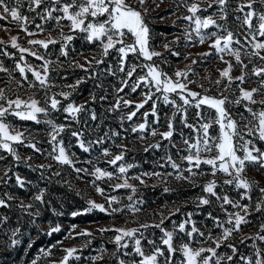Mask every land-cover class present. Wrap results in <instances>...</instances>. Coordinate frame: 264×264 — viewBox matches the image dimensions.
I'll return each instance as SVG.
<instances>
[{
    "label": "snow or ice",
    "instance_id": "6c2138e0",
    "mask_svg": "<svg viewBox=\"0 0 264 264\" xmlns=\"http://www.w3.org/2000/svg\"><path fill=\"white\" fill-rule=\"evenodd\" d=\"M0 30V264H264V0H0Z\"/></svg>",
    "mask_w": 264,
    "mask_h": 264
},
{
    "label": "trees",
    "instance_id": "16d2710c",
    "mask_svg": "<svg viewBox=\"0 0 264 264\" xmlns=\"http://www.w3.org/2000/svg\"><path fill=\"white\" fill-rule=\"evenodd\" d=\"M157 29L159 31H166V33H171V31H172L170 28H166V26L164 24H157ZM85 96H87V92H85ZM97 111H99L98 105H97ZM29 123H31V122H29ZM20 171H21L22 175L28 176L29 179L35 178L33 174L28 173L27 170L24 169L23 167L20 169ZM194 194H195L194 192L185 190L184 195L180 197V200L184 199V196H191ZM20 195L24 196L25 194L23 192H21ZM150 195H151V198H153V199H156L160 196V194L158 192L155 194H150ZM82 203L83 202L78 197H76L74 195V193L68 192L65 194V208L66 209H72V208L78 207ZM53 219H55V218H53ZM92 219H94V217L87 216V217L77 218L75 221H72V222L87 223V221L92 220ZM60 220L62 223H65V222L69 223L71 218L70 217H61ZM157 235H159V233H157ZM33 236L35 237L34 232H33ZM57 239H63V236L59 233H56V234H53L52 237H42V238L37 239V243H36L34 249L31 250L32 255L34 256L36 254V249L46 246L50 241L54 243L55 240H57ZM18 255H19V257L24 258V259L28 258V257L24 256L23 251H20ZM16 257H17V253H13L11 256H9L7 258L0 256V261H3L4 259L14 260V259H16Z\"/></svg>",
    "mask_w": 264,
    "mask_h": 264
},
{
    "label": "rangeland",
    "instance_id": "374dc122",
    "mask_svg": "<svg viewBox=\"0 0 264 264\" xmlns=\"http://www.w3.org/2000/svg\"><path fill=\"white\" fill-rule=\"evenodd\" d=\"M178 15H179V13H178ZM172 19H175V17H172ZM16 32H17V30H13V32H12V34H16ZM168 34V38L169 39H171L172 38V36H171V34L170 33H167ZM21 35H23V34H21ZM0 37H3V38H6V35H5V33L2 31V30H0ZM21 42H23V41H21ZM204 50V48L203 47H197V48H194V49H192V51L193 52H199V51H203ZM29 59H31V58H29ZM217 66H220V67H222L223 65H219L218 64V62L216 61V60H212V61H210L209 62V64L207 65V67H208V69L210 70V71H212L214 68H216ZM215 72L213 71V76H215ZM239 74V72H238V70L236 71V72H234L233 73V75H238ZM3 74H0V76H2ZM0 86H2V85H0ZM87 98V96H84L81 100H78L77 102L78 103H80V102H82V100L83 99H86ZM98 105V107H99V104H97ZM99 111H100V108H99ZM23 151V150H22ZM24 154H28V153H24ZM37 163H39L40 161H36ZM66 175L68 176V178L69 179H71L72 177H71V175H69L68 173H66ZM250 175H258L257 173H255V172H250ZM73 183H74V185L75 186H77V187H83V185L82 184H80V183H78V182H76V181H73ZM85 194H91V189H86L85 190ZM180 202L182 203L183 202V199H181L180 200ZM101 222H108V221H106V220H102ZM122 221H117V223H121ZM68 224L69 223H67V222H65V223H62V227H64L65 229L68 227ZM79 225H80V227H85V226H87V223H78ZM95 225H93V227H94ZM131 226H135V225H131ZM249 231H254V229H249V228H246L245 229V232H249ZM72 243H75V244H79L80 243V241L79 240H76V241H73ZM65 246H70L69 244H66Z\"/></svg>",
    "mask_w": 264,
    "mask_h": 264
}]
</instances>
